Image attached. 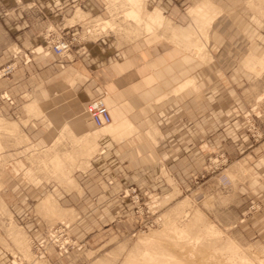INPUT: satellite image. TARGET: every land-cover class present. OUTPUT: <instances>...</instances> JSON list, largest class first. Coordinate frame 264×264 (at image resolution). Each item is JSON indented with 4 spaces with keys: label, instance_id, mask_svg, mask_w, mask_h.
I'll return each mask as SVG.
<instances>
[{
    "label": "rangeland",
    "instance_id": "1",
    "mask_svg": "<svg viewBox=\"0 0 264 264\" xmlns=\"http://www.w3.org/2000/svg\"><path fill=\"white\" fill-rule=\"evenodd\" d=\"M107 1L108 18L89 15L84 37L110 29L127 37L153 33L190 52V71L184 73L194 84L172 95L167 104L145 106L121 136L110 130L114 125L105 124L109 132L97 137L103 126L92 123L88 132L77 134L73 119L35 112L27 92L40 77L30 60L50 54L53 44L65 39L70 50L63 56L54 51L64 66L69 52L85 51L84 40L33 17L31 27L45 43L25 48L9 25L13 20L22 25L19 10L30 7L23 0H0V207L43 192L59 198L77 190L83 197L87 185H108L76 182L79 176H130L138 184L111 197L118 199V206L132 202L137 212L132 217L142 219L143 236L153 230L174 240V253L189 254L192 264H264V230L236 222L249 210L264 213V0ZM205 9L216 17L199 34L198 14ZM153 11L163 21L148 25ZM177 17L185 21L176 22L186 28L179 29L180 35ZM182 31L185 36L189 32L190 42L204 43V53L198 54L197 44L183 43ZM22 79L29 85L26 92L18 87ZM123 120L113 118L111 124ZM84 141L92 148L83 146ZM47 216L54 218V209ZM59 225L64 224L48 231L47 241L64 239ZM0 232L16 245L25 240L18 226L5 224ZM0 264H7L3 250Z\"/></svg>",
    "mask_w": 264,
    "mask_h": 264
},
{
    "label": "crops",
    "instance_id": "2",
    "mask_svg": "<svg viewBox=\"0 0 264 264\" xmlns=\"http://www.w3.org/2000/svg\"><path fill=\"white\" fill-rule=\"evenodd\" d=\"M23 1L30 9L19 10L22 25L20 20H13L18 26L11 22L9 27L25 48L45 43L31 27L33 17L47 19L56 28H65L67 33L78 34L84 40L85 51L69 52L64 57V66L58 62L54 51L38 54L30 60V66L40 75L39 80L30 90L25 79L18 86L25 88L24 92L29 90L28 100L35 112L49 111V117L56 120L73 119V130L77 134L88 132L91 123L96 126L86 111L87 104L94 99L105 101L112 121L113 118L131 121L130 118L141 116L149 104H167L175 89L189 80L184 71H190V52L153 33L127 37L110 29L107 32L93 30L84 37V21L89 15L108 18L111 3L107 0ZM176 22L185 24L180 18ZM176 24L178 29L185 28ZM126 39L131 40L124 42ZM182 42L185 43L184 37ZM21 73L25 77V69ZM262 75L264 83V68ZM9 85L10 90H15V83ZM111 123L107 125H117ZM76 182L108 185L105 188L87 185L83 197L77 190L59 198H48L43 192L0 207V214L6 216L0 218V228L5 224L21 227L26 240L16 245L0 232V243H7L5 246L2 243L0 248V252L3 250L7 255V264H17L16 260L20 264H192L195 261L189 254L176 255L174 240L161 238L158 232L147 231L143 236L142 219L132 217L137 212L131 201L128 206L116 205L118 199L111 195L129 184H138V180L124 175H86L76 178ZM102 195L106 197L101 198ZM52 209L54 218L47 216ZM249 211L242 213L247 217L236 222L264 230V213ZM57 223L64 224L59 225L66 232L64 239L47 241L48 231Z\"/></svg>",
    "mask_w": 264,
    "mask_h": 264
},
{
    "label": "bare ground",
    "instance_id": "3",
    "mask_svg": "<svg viewBox=\"0 0 264 264\" xmlns=\"http://www.w3.org/2000/svg\"><path fill=\"white\" fill-rule=\"evenodd\" d=\"M133 1H137L138 3H144L146 2V0H133ZM198 14V13H197ZM202 14L201 18H202V24L200 25L199 29H197L198 33L201 34V32H203L204 30H206V28L210 27L211 26V23L213 22V20L215 19L216 15L214 13H212L209 9H205L203 10V12L199 13L198 15ZM218 15V14H217ZM200 17V16H199ZM163 21V16L158 12V11H153L152 12V15H151V18L150 20L147 21L146 24L148 25H152V23H157V24H160L161 22ZM106 22H109V20H106ZM188 26V25H186ZM177 29V28H174V30ZM186 29V28H185ZM193 29V28H192ZM195 31H196V28H194ZM183 30V29H182ZM189 30V29H188ZM191 30V29H190ZM176 31V30H175ZM179 35H180V31L179 29L177 30ZM192 31V30H191ZM184 31H182V38L184 37L185 41L186 42H190V38H188V35H189V32H187L188 35L185 36V34H183ZM196 32V33H197ZM176 33V32H175ZM191 33V32H190ZM194 34V33H193ZM190 36V35H189ZM192 36V34H191ZM196 36V35H194ZM179 37V36H178ZM181 38V39H182ZM200 40V39H199ZM190 43H193L194 45L197 44V42L193 41L190 42ZM190 45V44H189ZM204 46L205 44L204 43H198L197 44V48H198V54L201 55V53H204L203 50H204ZM192 48V47H191ZM203 55V54H202ZM192 84H194V81H184L183 83H181L176 89H175V93H179L181 92L182 90L186 89L187 87H190ZM132 122L129 121L128 119L123 121L122 123H119L117 125H114L115 127H109L111 128L110 130L113 131V134L115 136H121V134H125L131 126H132ZM109 128L108 127H102V129L99 131V132H96V136L98 137V135L100 134H103V133H106V132H109ZM91 134L93 135V140L95 139V132H91ZM86 141V140H85ZM84 141V142H85ZM82 143L85 144L83 146H85L86 148H90L91 147V144L89 141L86 143ZM88 146V147H87ZM92 148V147H91ZM87 153L88 151L90 150H86ZM64 155H68V154H64ZM66 157V156H65ZM64 157V158H65ZM61 158V157H60ZM67 162V160H66ZM64 169V168H63ZM69 179V178H68ZM21 238V237H20ZM25 241V240H24Z\"/></svg>",
    "mask_w": 264,
    "mask_h": 264
},
{
    "label": "built area",
    "instance_id": "4",
    "mask_svg": "<svg viewBox=\"0 0 264 264\" xmlns=\"http://www.w3.org/2000/svg\"><path fill=\"white\" fill-rule=\"evenodd\" d=\"M70 45L68 40L62 39L53 44V49L59 56H63L65 52L70 50ZM86 110L97 126H103L112 121L109 107L102 98H97L89 102Z\"/></svg>",
    "mask_w": 264,
    "mask_h": 264
}]
</instances>
